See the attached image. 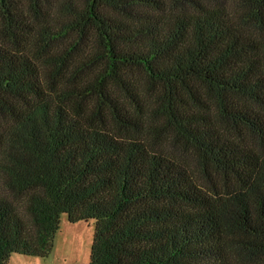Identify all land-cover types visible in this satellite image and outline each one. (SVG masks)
<instances>
[{
    "label": "trees",
    "instance_id": "16d2710c",
    "mask_svg": "<svg viewBox=\"0 0 264 264\" xmlns=\"http://www.w3.org/2000/svg\"><path fill=\"white\" fill-rule=\"evenodd\" d=\"M62 215L88 264H264V0H0V264Z\"/></svg>",
    "mask_w": 264,
    "mask_h": 264
},
{
    "label": "rangeland",
    "instance_id": "374dc122",
    "mask_svg": "<svg viewBox=\"0 0 264 264\" xmlns=\"http://www.w3.org/2000/svg\"><path fill=\"white\" fill-rule=\"evenodd\" d=\"M94 231V221L70 223L61 216L60 230L53 239V247L46 257L12 254L8 264H88Z\"/></svg>",
    "mask_w": 264,
    "mask_h": 264
}]
</instances>
